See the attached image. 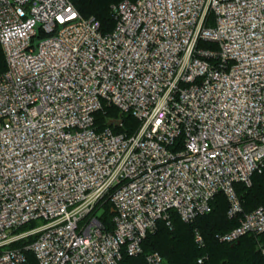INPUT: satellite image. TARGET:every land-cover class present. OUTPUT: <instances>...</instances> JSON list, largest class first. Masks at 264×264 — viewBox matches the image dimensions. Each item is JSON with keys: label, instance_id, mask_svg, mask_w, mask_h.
<instances>
[{"label": "built area", "instance_id": "2783aa9c", "mask_svg": "<svg viewBox=\"0 0 264 264\" xmlns=\"http://www.w3.org/2000/svg\"><path fill=\"white\" fill-rule=\"evenodd\" d=\"M112 14L103 35L69 0H0V264H27L24 251L121 264L171 211L191 224L223 193L239 216L235 184L264 174V0H124ZM103 107L138 128L98 130ZM263 233L258 208L220 241Z\"/></svg>", "mask_w": 264, "mask_h": 264}, {"label": "trees", "instance_id": "16d2710c", "mask_svg": "<svg viewBox=\"0 0 264 264\" xmlns=\"http://www.w3.org/2000/svg\"><path fill=\"white\" fill-rule=\"evenodd\" d=\"M124 0H69L83 19H94L103 35L111 33L115 27L112 6ZM199 48L214 49L215 45L200 42ZM6 71L5 58L0 46V75ZM94 124L100 131L109 128L115 134L132 135L138 128V122L130 114H122L114 107H103L94 115ZM121 124V126H118ZM236 195L242 208V214L228 217L229 204L223 193L217 194L211 205V212L197 217L193 223L181 221L176 212L171 211L169 220L159 221L154 233L148 234L142 243L143 254L137 257L124 255L121 264H147L145 256L155 253L164 264H263L261 248L264 247V233L258 236L246 235L235 243L220 241V237L238 227L239 220L245 215L262 208L264 211V174H253L250 185L235 184ZM100 221L107 230H112V212L110 204L104 202ZM33 224L23 226L20 231L31 228ZM199 234L202 245L195 242ZM28 238L17 244L23 247L32 242ZM27 264H38L34 255L24 251Z\"/></svg>", "mask_w": 264, "mask_h": 264}, {"label": "rangeland", "instance_id": "374dc122", "mask_svg": "<svg viewBox=\"0 0 264 264\" xmlns=\"http://www.w3.org/2000/svg\"><path fill=\"white\" fill-rule=\"evenodd\" d=\"M36 225H37V226L41 225V222H37ZM28 229H30V228H29V227L26 228V230H28Z\"/></svg>", "mask_w": 264, "mask_h": 264}, {"label": "snow or ice", "instance_id": "6c2138e0", "mask_svg": "<svg viewBox=\"0 0 264 264\" xmlns=\"http://www.w3.org/2000/svg\"><path fill=\"white\" fill-rule=\"evenodd\" d=\"M70 11V10H69ZM74 15V14H73Z\"/></svg>", "mask_w": 264, "mask_h": 264}]
</instances>
